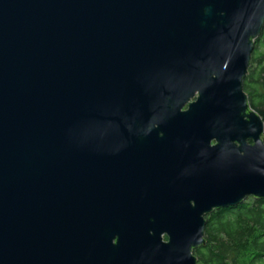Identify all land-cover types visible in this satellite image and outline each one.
Instances as JSON below:
<instances>
[{"label":"water","instance_id":"obj_1","mask_svg":"<svg viewBox=\"0 0 264 264\" xmlns=\"http://www.w3.org/2000/svg\"><path fill=\"white\" fill-rule=\"evenodd\" d=\"M263 29L264 0H0V264H198L264 198Z\"/></svg>","mask_w":264,"mask_h":264},{"label":"trees","instance_id":"obj_2","mask_svg":"<svg viewBox=\"0 0 264 264\" xmlns=\"http://www.w3.org/2000/svg\"><path fill=\"white\" fill-rule=\"evenodd\" d=\"M243 85L251 107L264 119V29ZM206 219V243L193 250L198 264H264V198L215 209Z\"/></svg>","mask_w":264,"mask_h":264},{"label":"rangeland","instance_id":"obj_3","mask_svg":"<svg viewBox=\"0 0 264 264\" xmlns=\"http://www.w3.org/2000/svg\"><path fill=\"white\" fill-rule=\"evenodd\" d=\"M261 37H262V35H261V36H260V37L257 39V41H256V42H258V41L260 40V38H261ZM185 108H186V107H185ZM248 198H249V197H248ZM248 198H247V199H248Z\"/></svg>","mask_w":264,"mask_h":264},{"label":"flooded vegetation","instance_id":"obj_4","mask_svg":"<svg viewBox=\"0 0 264 264\" xmlns=\"http://www.w3.org/2000/svg\"><path fill=\"white\" fill-rule=\"evenodd\" d=\"M115 242H116V240H115Z\"/></svg>","mask_w":264,"mask_h":264}]
</instances>
